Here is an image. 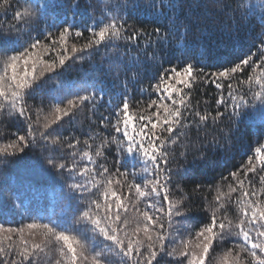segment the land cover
<instances>
[{
  "label": "snow or ice",
  "instance_id": "snow-or-ice-1",
  "mask_svg": "<svg viewBox=\"0 0 264 264\" xmlns=\"http://www.w3.org/2000/svg\"><path fill=\"white\" fill-rule=\"evenodd\" d=\"M214 3L218 12L229 20L246 18L255 14L257 9L261 10L264 18V0L248 4L243 0H214ZM10 7L11 0H3L0 4L3 10ZM40 7L29 5L23 11L15 10L12 18L28 24L37 16ZM42 7V15L46 17L49 9L57 5L46 2ZM69 7L78 9L79 5ZM175 7L174 3L165 6L173 10ZM166 19L165 28L155 27L152 33L143 28L126 29V21L116 14H112L107 22L94 20L93 26L85 22V30L91 35L82 44L69 43L72 36H84V32L74 25L61 27L56 33L50 30L39 32L37 36L32 35L39 31L35 25L27 33L16 25H10L6 30L0 28V111L7 109L9 116L26 121L24 134L17 132L13 139L0 144V157H16L30 148L44 153L43 159L51 169L61 176L67 173L73 179L74 182L67 185L69 191L82 194L80 197L70 196L69 200L78 201L75 209L78 215L74 216L72 223L86 226L84 230L69 227L63 211L59 217L55 213L41 216L40 220L47 219V223L34 219L17 228L0 224V264H113L110 259L113 256L119 258L118 264H162L165 257L173 258L177 264H207L210 251L214 250L213 245L232 238H238L242 243H234L224 251L219 264H264V142L261 141H257L258 146L254 148L253 155L247 157L246 164L229 174L235 185L228 183L226 192L216 187L212 204L204 205L209 214L207 221L199 226L194 236L189 233V238L181 240L179 246L168 247L172 243L169 237L172 236L174 218L187 220L192 211L185 204L188 196L179 183L176 184L179 198L170 194L173 177L180 175L178 170L174 173L169 167L176 157L173 146L194 144L190 139L193 129L199 140L202 131L206 132L210 124L222 122L225 115L230 123H234V118L241 115L244 106L252 102L259 101L264 106V39L258 48L261 53L258 60L248 55L238 63L213 73H206L203 67L198 68L191 59L182 66L173 65L164 69L158 73L156 83L150 85L156 98L149 99L144 108L133 111L127 85L125 91L118 95L112 92L108 104L113 106L114 112L110 116H102L100 124L105 129L111 127L114 134L104 136L99 130L90 129L91 134L82 142V150L78 137L53 136V126H59L65 117L73 119L86 107L89 113L94 112L107 94L104 89L88 91L89 86L85 84L83 94L77 90L71 98L58 96V102L49 105L47 112L37 108L35 118L30 115L26 98L42 88L46 80L53 78L49 74H58L57 69L63 70L70 60L85 59L83 54L86 52L90 56L95 49L102 46L106 49L104 55L108 67L101 64L95 70L101 76L92 78L102 80L104 75L112 73L118 77L122 65L128 71L141 62L144 66L154 65L161 63L165 55L192 51L200 19L194 15L191 18L185 15L183 18L173 16ZM13 31L16 35H12ZM25 36L26 39H22ZM145 36L144 47L140 49L138 42ZM153 36L157 40H153ZM121 40L137 42L138 51L144 55H137L131 65L125 64V53L116 44ZM165 44L169 46L167 52L164 51ZM153 45V50L147 51ZM248 66L253 68V73L246 79H240L237 74L243 73ZM209 76L215 77L213 83L220 90L216 104L223 106V111H202L190 101L193 86L206 82ZM131 80L140 82L139 68ZM224 81H228L227 97L224 95ZM57 83L58 93L71 87L64 82ZM245 84L248 85V93H242ZM91 87L95 89L96 85ZM139 91L146 89L141 87ZM258 111L261 120H264V107ZM236 130H239L238 127ZM97 138H100L99 143L95 142ZM213 142L218 143L215 138ZM112 146L117 155L113 162L114 171L107 163L99 162L101 159L107 161L105 152ZM65 148L71 151L65 153ZM185 155V151L179 152V156ZM204 155L201 152L202 158ZM129 156L133 157L131 172ZM137 160L142 162L138 170L135 168ZM250 173L258 174L259 188L248 179ZM137 178L142 183L137 182ZM78 179L83 182H76ZM227 180L228 177H221L222 182ZM199 189L197 185L193 192ZM237 192L239 195L233 201L232 194ZM85 193L88 195L84 196ZM141 202L145 204L143 210ZM229 204L236 207L238 218L235 221L228 214ZM89 232L92 233L91 238ZM38 234L42 237L39 242L28 238ZM96 236L103 238L100 241L103 247L90 242L95 241Z\"/></svg>",
  "mask_w": 264,
  "mask_h": 264
},
{
  "label": "trees",
  "instance_id": "trees-1",
  "mask_svg": "<svg viewBox=\"0 0 264 264\" xmlns=\"http://www.w3.org/2000/svg\"><path fill=\"white\" fill-rule=\"evenodd\" d=\"M46 2L50 5L55 4L57 7L50 8L45 17L42 15L44 11L42 6ZM243 2L245 4L259 3V0H243ZM2 3L3 0H0V4ZM11 3L12 7L7 10L0 9V28L6 30L10 25H16L27 33L35 25L39 31L33 32L32 35L37 36L39 32L50 30L56 33L57 29L61 27L74 25L84 32V36L70 37V44H82L91 35L85 30V22L89 26H93L94 20L98 22L103 19L104 22H107L111 19L112 14L122 17L126 21V29L129 27L143 28L147 33H152L153 29L158 26L163 30L168 23L166 17L183 18L186 15L191 18L194 15L201 21L200 29L192 44V51L165 55L161 63L154 65L144 66L141 62L128 71H125L122 65L118 77L112 73L104 75L102 80L92 79L101 76L95 71L101 64L105 68L108 67L107 57L104 55L106 49L102 46L93 50L90 56L87 52L84 53L85 59L83 60L68 61L63 70L57 69L58 74H49L53 78L46 80L42 88L36 89L31 96L26 98L27 105L31 109L30 115L34 119L37 108H43L47 112L49 105L58 102L56 97L71 98L77 90H81V94H83L82 89L85 84L89 86L88 91L99 92L100 89H104L107 94L104 95L94 112L89 113L86 107L73 119L65 117L59 126H53L55 129L52 132L53 136L59 135L62 138L69 137L70 139L78 137L81 140L79 146L81 150L84 148L83 140L91 134L90 129L92 131L99 130L104 136L114 134L111 127L105 129L100 124L102 116H110L114 112L113 106L108 104L109 95L112 92H116L118 95L125 91V85H127V95L133 101V111L137 108H144L149 99L156 98L151 93L150 85L156 83L158 73H162L164 69L173 65L182 66L184 62L191 59L196 62L198 68L203 67L206 73L218 72L223 67H230L238 63L248 55H253V59L258 60L261 55L258 48L261 40L264 39V18H262L260 9H257L255 14H249L246 18L229 20L218 12L214 0H11ZM170 3L175 4L174 10L165 8ZM75 4L79 5L78 9L69 7V5ZM153 4L155 7H152ZM29 5L41 6L37 16L30 23L25 24L13 20L15 10L23 11L24 7ZM74 13H76L75 16ZM237 16L239 17V14ZM65 21L68 23L65 24ZM53 24L54 27H48ZM12 35H16L15 31L12 32ZM189 35L191 37V34ZM22 39H26V36ZM145 39L147 36L142 37L138 42L140 49L144 47ZM152 39L157 40V37L153 36ZM126 43L127 47H125ZM116 44L119 50L125 53L123 57L125 64L131 65L135 63L137 55H144L143 52L138 51L137 42L121 40ZM154 47L155 45L147 51L151 52ZM168 47L165 44V52L168 51ZM137 68H139L140 82L134 83L131 78ZM252 73L253 68L248 66L243 73H238L237 76L240 79H246ZM214 80L215 77L209 76L206 82L201 81L191 89L190 101L202 111L206 109L214 113L217 109L224 110L223 106L216 104L220 90L216 88ZM58 81L71 87L64 88L58 93ZM223 83L225 84L224 95L227 97L228 81ZM92 84L96 85L95 89L91 87ZM141 87L146 91L140 92ZM242 93H248L247 84L242 86ZM248 99L251 101L250 94ZM136 101H140V103L136 104ZM197 102L199 103L197 104ZM261 107L264 106L260 105L259 101L252 102L244 106L241 115L234 118V123H230L225 115L222 122H218L216 125L210 124L206 132L202 131L199 140L196 139L197 133L193 129L190 139L195 142L194 144L187 147L184 144L173 146L176 157L171 161L169 167L173 169L174 173L178 170L180 175L173 177L170 194L179 198L180 193L176 190V184L179 183L184 194L188 196L185 204L192 211L187 220H181L180 217L174 218L172 236L169 237L172 243L168 244L169 249L179 246L181 240L189 238V233L194 236L199 226L207 221L209 214L204 205L205 203L212 204L216 187L219 186L222 191L226 192L228 183L235 185V181L229 174L246 164L247 157L253 155L254 148L258 146L257 141L264 142V120H261L258 111ZM229 112H231V108H229ZM17 132L20 134L26 132V121L23 118L15 119L9 116L7 109L0 111V144L13 139ZM214 138L218 143L213 142ZM99 139L97 138L95 142L99 143ZM64 151L68 153L71 150L65 148ZM180 151H185L186 155L179 156ZM201 152L205 154L203 158ZM44 155L39 149L30 148L16 157H0V224L12 228L22 227L33 222L34 219L40 220L41 216L47 217L55 213L59 217L63 211L66 214L64 218L69 227L84 230L85 225L72 223L74 216L78 215V212L75 211L78 201L69 200L70 196L80 197L82 194L69 191L67 185L73 183V179L67 173L61 176L56 170L51 169L45 163ZM105 155L107 161L101 159L99 162L107 163L110 170L114 171L113 162L117 158L115 147L112 146L111 150H106ZM132 159L133 157L129 156V172L133 170ZM141 167L142 162L137 160L135 168L138 170ZM222 176L228 177V180L222 182ZM241 178H243L242 174ZM248 179H251L257 188L260 187L258 174L250 173ZM76 182H83V180L78 179ZM137 182L142 183L139 178H137ZM245 184L247 186V180ZM197 185L200 186V189L193 192ZM83 195L87 196L88 194ZM238 195V192L233 193L231 199L234 201ZM93 198L95 197L93 196ZM140 208L141 210L145 208L144 202L140 203ZM227 211L234 221L238 218L234 204H229ZM40 222L47 223L48 220L43 219ZM165 228H167L166 221ZM88 235L90 238L92 237V233L89 232ZM28 238L39 242L42 237L38 234ZM102 240V237L96 236L95 241L90 240V242L103 247V244H100ZM166 243L168 242L166 241ZM234 243L238 244L242 241L232 238L223 243L214 244V250L210 251L207 264H219L224 251L232 247ZM110 259L113 264H118V257L113 256ZM169 261L171 264H177V261L171 257H165L162 264H169Z\"/></svg>",
  "mask_w": 264,
  "mask_h": 264
}]
</instances>
